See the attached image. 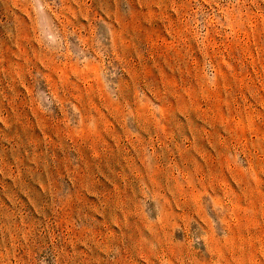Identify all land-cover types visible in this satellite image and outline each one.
Here are the masks:
<instances>
[{"label": "rangeland", "instance_id": "1", "mask_svg": "<svg viewBox=\"0 0 264 264\" xmlns=\"http://www.w3.org/2000/svg\"><path fill=\"white\" fill-rule=\"evenodd\" d=\"M0 264H264V0H0Z\"/></svg>", "mask_w": 264, "mask_h": 264}]
</instances>
